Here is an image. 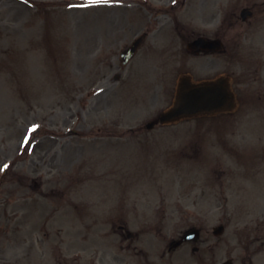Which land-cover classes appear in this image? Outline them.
<instances>
[{"label": "rangeland", "instance_id": "374dc122", "mask_svg": "<svg viewBox=\"0 0 264 264\" xmlns=\"http://www.w3.org/2000/svg\"><path fill=\"white\" fill-rule=\"evenodd\" d=\"M155 16L167 24L153 32ZM214 32L222 51H187ZM180 73L233 76L237 109L130 130ZM263 139V0H0V264H74L121 221L152 242L222 224L174 264H264Z\"/></svg>", "mask_w": 264, "mask_h": 264}, {"label": "flooded vegetation", "instance_id": "af4514ba", "mask_svg": "<svg viewBox=\"0 0 264 264\" xmlns=\"http://www.w3.org/2000/svg\"><path fill=\"white\" fill-rule=\"evenodd\" d=\"M247 7H249L254 13L255 6L254 7L247 6ZM150 23L153 24V32L164 29V27L167 24L166 21L161 19L160 16H155L153 20H149V22H147V25ZM236 23L237 21L234 22L233 25H236ZM171 26L176 35L183 36L184 29L182 25L178 23V21H177V24H171ZM221 35L222 34H220V32H214V37H211V39L212 38L220 39L222 37ZM147 37H148V32H147V36L145 37V40L143 41V43H145ZM188 42L186 43V45L188 44ZM192 53L214 54L216 53V51L214 50H210L207 52L193 51ZM208 63H212V62L208 61ZM161 67H163L161 71L162 77L163 75L168 76L169 68H167L165 65L164 66L161 65ZM218 75L220 74H208V75H205L204 77H218ZM230 77H233V76L230 75ZM107 78L109 80H115L118 77H107ZM172 96H171V100H172ZM158 125L162 126V125H168V124H162L155 120L154 122H152V124H150V126L146 123L142 127L131 128V129H138V130L144 129L145 132L148 133V131H150L151 129H153L155 126H158ZM115 224H116V230H118L119 233L117 235H113L112 237L116 236L119 238L117 240H114L112 244H106V248L90 250L89 254L85 257L86 264H174V252L176 249L184 245L192 244L193 246L191 247H193L196 252L200 253L201 249H199L198 246L194 245V243L199 244L205 234L210 236L209 229L205 228L202 225H199V227L196 228L199 232V235L196 241L183 242L178 247L174 248L173 247L174 240L171 234L169 235L159 234V239L156 240L155 243H153L151 240L141 239L142 234L140 233H134L133 235L129 236V234L127 233L128 229H127L126 223L124 222L112 223V225H115ZM193 225L194 223L191 224V226ZM133 240L136 242L134 243ZM137 247H140L139 251L137 252V254H133L131 250L135 251ZM83 260L84 259H82L76 252L72 256V261L74 262V264H84ZM194 264H198V263L195 262ZM220 264H223V263H220Z\"/></svg>", "mask_w": 264, "mask_h": 264}, {"label": "water", "instance_id": "95a60500", "mask_svg": "<svg viewBox=\"0 0 264 264\" xmlns=\"http://www.w3.org/2000/svg\"><path fill=\"white\" fill-rule=\"evenodd\" d=\"M248 12H242L243 17ZM138 42V41H137ZM137 42L123 54L126 60L134 52ZM202 39L196 40L198 45ZM235 104L233 94L229 88L226 77H218L213 81H205L190 84L186 78H182L176 93L174 105L161 116V121H172L184 116H193L208 113L213 110L230 108Z\"/></svg>", "mask_w": 264, "mask_h": 264}, {"label": "snow or ice", "instance_id": "6c2138e0", "mask_svg": "<svg viewBox=\"0 0 264 264\" xmlns=\"http://www.w3.org/2000/svg\"><path fill=\"white\" fill-rule=\"evenodd\" d=\"M93 2H98V0H93ZM5 167H7V165H5Z\"/></svg>", "mask_w": 264, "mask_h": 264}]
</instances>
